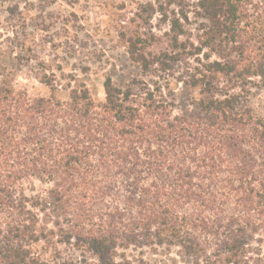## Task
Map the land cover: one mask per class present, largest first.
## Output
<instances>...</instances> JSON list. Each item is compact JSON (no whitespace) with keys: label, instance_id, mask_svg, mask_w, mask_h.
Masks as SVG:
<instances>
[{"label":"trees","instance_id":"trees-1","mask_svg":"<svg viewBox=\"0 0 264 264\" xmlns=\"http://www.w3.org/2000/svg\"><path fill=\"white\" fill-rule=\"evenodd\" d=\"M129 12L117 38L138 73L123 86L105 75L102 100L52 69L36 77L46 94L16 88L0 59V264H152L148 251L264 264V115L249 103L264 0Z\"/></svg>","mask_w":264,"mask_h":264},{"label":"rangeland","instance_id":"rangeland-1","mask_svg":"<svg viewBox=\"0 0 264 264\" xmlns=\"http://www.w3.org/2000/svg\"><path fill=\"white\" fill-rule=\"evenodd\" d=\"M135 1L0 0V59L5 70L12 71L13 85L34 94H46L36 77L52 69L58 75L75 73L83 77L100 100L104 97L105 75L123 86L138 72L119 42L117 30L123 20L132 16L129 7ZM180 66L175 67V77L182 71ZM163 77L158 81H163ZM174 87L182 90L181 82H175ZM184 97V93L179 95L178 105H182ZM249 103L255 115H264V81L254 88ZM62 250L64 257L80 255L72 248ZM145 258L152 264L171 263L160 251H148Z\"/></svg>","mask_w":264,"mask_h":264}]
</instances>
